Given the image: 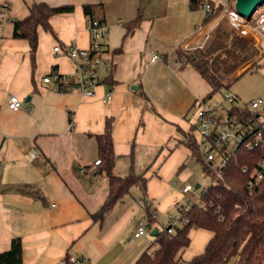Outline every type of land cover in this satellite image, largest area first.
I'll return each instance as SVG.
<instances>
[{
  "label": "crops",
  "instance_id": "crops-1",
  "mask_svg": "<svg viewBox=\"0 0 264 264\" xmlns=\"http://www.w3.org/2000/svg\"><path fill=\"white\" fill-rule=\"evenodd\" d=\"M205 1L0 0L9 4L7 18L0 19V252L20 237L23 264H66L68 255L83 264H135L144 250L158 248L152 234L158 227L135 236L140 222L147 225L146 205L157 216L200 200L183 202V186L173 180L181 176L185 184L193 175L198 159L187 135L195 137L194 104L213 91L192 64L181 66L177 59L179 48L202 47L215 27L204 22ZM34 2L72 9L51 15L49 29L39 26L33 60L29 41L15 37L14 23ZM92 19L107 26L102 57L112 69L99 70L91 96L55 90L43 80L53 69L72 83L79 76L74 60L54 47L89 48ZM257 36L248 39L259 48ZM154 53L159 58L153 60ZM10 94L22 101L20 108L9 107ZM109 118L114 173L125 176L133 168L147 188L142 199L140 187H132L99 219L94 214L108 197L109 179L95 164L96 137ZM212 235L193 228L178 264H190Z\"/></svg>",
  "mask_w": 264,
  "mask_h": 264
},
{
  "label": "trees",
  "instance_id": "trees-1",
  "mask_svg": "<svg viewBox=\"0 0 264 264\" xmlns=\"http://www.w3.org/2000/svg\"><path fill=\"white\" fill-rule=\"evenodd\" d=\"M211 1L212 11L204 22L218 20L222 4ZM204 4V3H203ZM202 4V8H203ZM1 8V5H0ZM71 6H51L45 2H34L29 15L22 20H15V37L25 38L31 47L34 60L38 45V28H50L49 18L57 12L71 10ZM259 55L258 47L247 37L235 31L226 17L221 18L213 28L202 47L195 49H178L177 59L181 66L192 64L213 92L228 88L248 68L257 64L262 55L252 66L236 75L244 63ZM112 119L106 121L105 130L97 135L98 154L101 163L99 171L109 179V194L102 207L94 214L102 219L115 205L131 192L132 187L139 186L142 199L146 195L147 179L137 175L133 168L125 176L114 173L116 154L112 139ZM192 154L212 174V183L201 195L200 202L192 203L186 210L184 204L178 206L177 212L186 219L170 233L167 225L158 230L155 243L158 248L149 249L136 260L135 264H178L179 254L191 242L190 231L193 228H204L213 233L204 251L194 256L191 264H227L232 259L235 264L264 263V178L249 186V178L257 162L262 158L260 153L240 150L237 157L230 160L226 170L215 178L210 166L199 152L196 138L189 140ZM249 171L244 173L243 167ZM147 226L153 227L156 214L150 205H146ZM0 264H23V248L20 237H14L9 249L0 252ZM66 264H71L70 255Z\"/></svg>",
  "mask_w": 264,
  "mask_h": 264
},
{
  "label": "built area",
  "instance_id": "built-area-1",
  "mask_svg": "<svg viewBox=\"0 0 264 264\" xmlns=\"http://www.w3.org/2000/svg\"><path fill=\"white\" fill-rule=\"evenodd\" d=\"M221 4L222 10L218 20L226 17L231 27L247 38L253 35L264 36V13L260 14L256 21H252L250 19L252 15L248 17L237 11L234 7V0H223ZM8 7L9 4L7 3L1 5L0 19L7 18L6 9ZM203 10L206 14L211 13L210 0L204 2ZM217 23L218 21L214 26ZM89 31L91 34L89 48H78L74 45H69L66 48H61L60 45L54 47L56 52H65L74 60L79 76L78 81L72 83L69 82L65 74L53 69L43 80L53 84L55 90L78 89L91 96L94 94L93 87L99 82V70L112 69L111 64L102 57L103 40L107 35V26L97 19H92L89 21ZM208 37L209 34L206 38ZM157 58L159 55L154 53L152 59ZM110 98L111 95L108 94L106 101H109ZM239 100L232 91L223 93L222 100H213L212 98L196 100L194 104L196 108L194 133L199 152L210 166L215 178L222 175L230 160L237 157L238 151L247 150L260 153L262 158L257 162L254 171H252V177L248 180L249 186H252L256 181L264 178V96L252 98L243 103H239ZM8 104L10 108L17 109L22 106V101L17 96L10 94ZM70 125L72 126V122ZM31 154L36 157L37 151L33 150ZM216 159L219 160V163L218 166L214 167ZM100 163V159L95 161V164ZM248 171L249 168L244 166L243 172ZM194 189H196L195 186L188 182L182 187L183 193L186 194ZM206 190L207 188L204 187L201 195ZM191 204L183 206L182 209L186 210ZM169 218L168 231L170 233L174 231L175 226H180L188 221L187 218L182 219L179 212L170 214ZM146 229V223L140 222L135 236L143 235ZM70 262L71 264H83L82 260L76 256H70Z\"/></svg>",
  "mask_w": 264,
  "mask_h": 264
},
{
  "label": "rangeland",
  "instance_id": "rangeland-1",
  "mask_svg": "<svg viewBox=\"0 0 264 264\" xmlns=\"http://www.w3.org/2000/svg\"><path fill=\"white\" fill-rule=\"evenodd\" d=\"M264 13V2L257 6L256 10L251 16L252 21H256V19L260 16V14ZM219 21L216 20L214 21L215 23ZM254 36V35H253ZM256 38V43L259 45V57L262 55V57L259 59L256 65L252 66L253 62L257 60L258 58L252 59V61H248L244 63L242 66L239 67L238 71H244L248 68L246 71H244L237 79H235L231 85L228 88H222L220 91L213 92L210 94L212 99H223V93L227 91H232L234 94L240 96V102H247L251 100L252 98H256L259 96H264V36H262V41L259 40L260 36H257ZM249 39H252V41H255L254 37H249ZM261 50V52H260ZM206 84V88L208 87V84ZM210 97V98H211ZM196 110V108H195ZM193 136L192 132L187 135V139L190 140L191 137ZM219 160L216 159L214 161V167L218 166ZM193 175L191 178H189L187 181L188 183L193 184L195 186L197 183L200 184L199 188L194 189L191 193L184 194V201L187 202L189 198L192 200H198L201 197V192L204 187L210 186L212 183V174L209 172L204 165L198 161L194 160L193 161ZM186 179H184L181 176H176V178L173 180V184L176 181L177 182V187H182ZM177 214V209L175 208L174 210L171 211V214ZM170 214V213H169ZM169 214L167 213H158L156 216V222L154 223V227H158L159 230H162L164 226L168 225L170 223V218ZM196 229V228H195ZM195 236V234L192 233V239ZM147 237L151 240L154 239L152 235L150 234V229L147 231ZM186 264V263H184ZM191 264V263H190ZM227 264H235L234 260L232 259L229 261Z\"/></svg>",
  "mask_w": 264,
  "mask_h": 264
},
{
  "label": "water",
  "instance_id": "water-1",
  "mask_svg": "<svg viewBox=\"0 0 264 264\" xmlns=\"http://www.w3.org/2000/svg\"><path fill=\"white\" fill-rule=\"evenodd\" d=\"M264 0H234V7L238 12L245 16H251L252 13L256 10L257 6L262 4ZM199 184L195 185V188H198ZM158 232L157 229L152 230V234L156 235Z\"/></svg>",
  "mask_w": 264,
  "mask_h": 264
}]
</instances>
